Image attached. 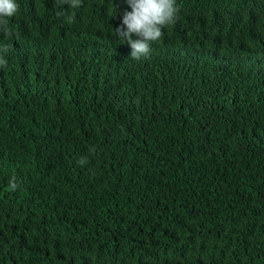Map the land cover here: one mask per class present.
Instances as JSON below:
<instances>
[{
    "label": "trees",
    "instance_id": "16d2710c",
    "mask_svg": "<svg viewBox=\"0 0 264 264\" xmlns=\"http://www.w3.org/2000/svg\"><path fill=\"white\" fill-rule=\"evenodd\" d=\"M17 3L0 264H264V0H176L139 61L125 0Z\"/></svg>",
    "mask_w": 264,
    "mask_h": 264
},
{
    "label": "clouds",
    "instance_id": "9594fccd",
    "mask_svg": "<svg viewBox=\"0 0 264 264\" xmlns=\"http://www.w3.org/2000/svg\"><path fill=\"white\" fill-rule=\"evenodd\" d=\"M130 11L122 14L121 24L115 29V35L126 42L131 49L130 59L139 61L146 59L152 52V45L163 38V29L174 25L178 20V7L176 0H125ZM69 5L70 9L83 6V0H54V6ZM20 11L17 0H0V35L4 41H10L15 33L8 25V20ZM73 16H67V23L73 22ZM135 37V39H133ZM10 44L0 41V68L7 67L5 55ZM96 148L90 147L89 153L96 154ZM88 163V157H81L77 164L83 166ZM21 183L15 175L8 181L7 190L16 192L20 190Z\"/></svg>",
    "mask_w": 264,
    "mask_h": 264
}]
</instances>
